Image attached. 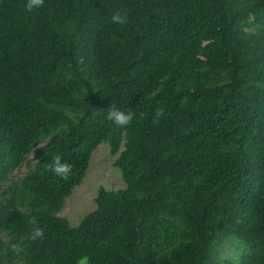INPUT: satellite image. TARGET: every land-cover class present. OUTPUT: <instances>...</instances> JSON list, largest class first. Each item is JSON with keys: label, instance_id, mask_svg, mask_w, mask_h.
Returning a JSON list of instances; mask_svg holds the SVG:
<instances>
[{"label": "trees", "instance_id": "trees-1", "mask_svg": "<svg viewBox=\"0 0 264 264\" xmlns=\"http://www.w3.org/2000/svg\"><path fill=\"white\" fill-rule=\"evenodd\" d=\"M25 2L0 0V264H264V0ZM104 142L126 186L72 226Z\"/></svg>", "mask_w": 264, "mask_h": 264}, {"label": "rangeland", "instance_id": "rangeland-1", "mask_svg": "<svg viewBox=\"0 0 264 264\" xmlns=\"http://www.w3.org/2000/svg\"><path fill=\"white\" fill-rule=\"evenodd\" d=\"M124 146L121 147V150ZM35 151L29 155V158H33ZM118 154L111 152L108 143L100 144L92 153L90 165L87 174L80 185L76 186L73 193L66 199L63 209L57 213V215L65 217L69 220L72 226H76L80 223L83 216L96 208L95 198L98 190L101 186L107 189H119L126 186L122 176V172L115 166V161L118 158ZM27 172V166L23 165L20 168L15 169L10 175V181L18 180L22 178ZM4 237L0 233V237ZM230 242H226V245H231V249L224 245L220 248L218 257L221 258L233 255V247H236L240 242L234 237L228 238ZM245 248V244L241 243ZM237 248V247H236ZM235 249V248H234ZM79 264H88L86 258H83Z\"/></svg>", "mask_w": 264, "mask_h": 264}, {"label": "clouds", "instance_id": "clouds-1", "mask_svg": "<svg viewBox=\"0 0 264 264\" xmlns=\"http://www.w3.org/2000/svg\"><path fill=\"white\" fill-rule=\"evenodd\" d=\"M44 0H26L25 7L28 11H33L42 7ZM113 19L117 22H124V17L120 13H114ZM135 116V113L132 111L124 110L118 106H113L107 112V119L114 123L116 126H126L130 124ZM52 170L58 176L67 177L72 171V165L64 160L61 155H56L51 164ZM44 235L43 228L36 226L32 232V239L42 237ZM14 248L18 246L13 245Z\"/></svg>", "mask_w": 264, "mask_h": 264}]
</instances>
